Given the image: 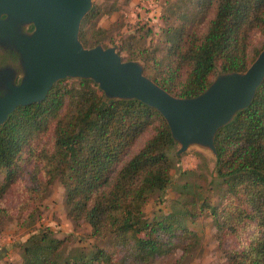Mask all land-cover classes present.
Returning <instances> with one entry per match:
<instances>
[{
	"label": "trees",
	"instance_id": "obj_1",
	"mask_svg": "<svg viewBox=\"0 0 264 264\" xmlns=\"http://www.w3.org/2000/svg\"><path fill=\"white\" fill-rule=\"evenodd\" d=\"M100 10L93 7L81 22L79 39L86 45L102 39L103 30L93 25ZM162 22L155 44L133 45L131 39L121 49L130 58H142L145 74L177 97L201 93L217 68L246 70L264 47V0H175L163 11ZM254 33L262 36L263 47L251 53ZM48 130L52 145L37 154L45 183H63L75 227L88 223L91 237L107 248L70 247V238L42 229L22 244L19 264H154L178 248L185 256L201 237L184 226V219L207 210L219 241L242 227L241 219L257 220L261 234L231 251L227 264H264V80L251 104L215 135L216 179L227 195L222 208L201 194L187 198L192 184L185 182L177 186L179 198L170 212L145 218L146 201L171 181L174 142L160 112L140 101L103 102L91 80L77 86L56 83L44 100L17 107L0 126V172L10 179L22 153L34 150L31 141ZM147 131L144 145L129 156ZM232 198L241 207H234Z\"/></svg>",
	"mask_w": 264,
	"mask_h": 264
},
{
	"label": "water",
	"instance_id": "obj_2",
	"mask_svg": "<svg viewBox=\"0 0 264 264\" xmlns=\"http://www.w3.org/2000/svg\"><path fill=\"white\" fill-rule=\"evenodd\" d=\"M91 7L92 0H0V126L17 107L44 100L57 81L79 77L97 83L109 102L137 100L155 108L177 154L195 144L217 158L218 129L251 104L264 80V48L246 70H220L201 93L177 97L114 47H84L80 24Z\"/></svg>",
	"mask_w": 264,
	"mask_h": 264
},
{
	"label": "rangeland",
	"instance_id": "obj_3",
	"mask_svg": "<svg viewBox=\"0 0 264 264\" xmlns=\"http://www.w3.org/2000/svg\"><path fill=\"white\" fill-rule=\"evenodd\" d=\"M174 1L92 0L90 11L95 6L101 7V14L93 20V25L103 30L102 39L95 45L101 44L104 48L114 47L124 61L140 62L143 74L152 79L145 74V61L142 58H130L121 46L123 42L131 39L133 45L138 41L144 47L160 40L163 11ZM81 43L84 47H93L82 41ZM262 43V36L254 33L251 37L250 52L262 48ZM219 71L220 68H217L211 81ZM82 80L91 79L66 77L56 83L77 86ZM91 82L96 89V97L103 102L109 100L105 91L93 80ZM113 101L124 100L114 98ZM149 136L150 131L141 135L131 147L129 156L136 153ZM31 144L34 150L28 149L22 153L16 172L10 179L4 171L0 172V264H19L22 258V244L32 233L42 229L48 230L51 235L58 238H70V247L81 246L85 250L93 246L107 248L105 241L91 237L88 223L82 222L80 227H75L66 205L63 183L59 180L48 185L45 183L42 163L37 154L40 148L51 147V132L48 130L40 138L32 140ZM178 148V144L174 143L169 185L157 196L150 197L143 206L145 218L149 221L171 211L175 205L174 201L179 198L177 186L185 182L192 184L187 195L189 199L201 194L209 204L219 208L227 201L223 186L216 179V158L211 151L193 144L177 154ZM5 182L8 184L3 192L1 186ZM232 199L234 207H241L239 200ZM217 220L222 221L220 216ZM241 224L243 226L235 233L224 234L219 241L215 219L208 210L197 217H187L184 219V226L199 235L201 241L185 256H182V250L178 248L170 255L157 257L154 264H227L231 251L242 250L253 239L252 237H257L263 229L257 225V220L241 219Z\"/></svg>",
	"mask_w": 264,
	"mask_h": 264
}]
</instances>
